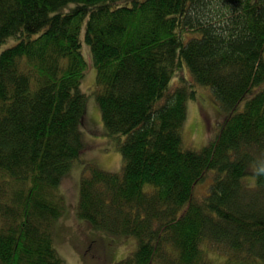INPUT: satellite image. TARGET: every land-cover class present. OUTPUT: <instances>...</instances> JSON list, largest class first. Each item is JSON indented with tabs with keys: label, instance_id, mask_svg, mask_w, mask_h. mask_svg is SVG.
<instances>
[{
	"label": "trees",
	"instance_id": "1",
	"mask_svg": "<svg viewBox=\"0 0 264 264\" xmlns=\"http://www.w3.org/2000/svg\"><path fill=\"white\" fill-rule=\"evenodd\" d=\"M84 18L103 124L125 138L120 172L84 164L79 218L136 238L118 264H216L205 245L218 264H264V0H0V43L17 38L0 52V264H62L53 228L82 149ZM196 85L225 116L192 149L181 129Z\"/></svg>",
	"mask_w": 264,
	"mask_h": 264
},
{
	"label": "rangeland",
	"instance_id": "2",
	"mask_svg": "<svg viewBox=\"0 0 264 264\" xmlns=\"http://www.w3.org/2000/svg\"><path fill=\"white\" fill-rule=\"evenodd\" d=\"M85 22L86 18L80 29V50L86 62L80 83V90L86 94L85 113L79 125L82 149L57 187L58 195L64 200V209L54 223L53 245L62 259V264H118L136 248V238L130 235H113L93 228L77 215L84 164L89 162L110 172H120L124 164L119 145L125 135L107 133L96 99V68L84 37ZM16 41L17 38L9 37L0 43V52ZM181 76L189 78L185 64L176 71L171 80L172 85L179 83ZM195 91V98L186 100V117L181 129V138L183 147L199 149L219 132L225 112L209 87L196 85ZM211 181L209 173L195 185L194 194L200 196L207 193ZM205 247L207 257L214 263L223 261L224 257L220 253L209 246Z\"/></svg>",
	"mask_w": 264,
	"mask_h": 264
}]
</instances>
